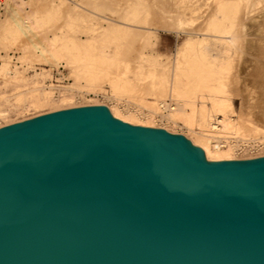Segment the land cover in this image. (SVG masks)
Instances as JSON below:
<instances>
[{
  "label": "water",
  "instance_id": "1",
  "mask_svg": "<svg viewBox=\"0 0 264 264\" xmlns=\"http://www.w3.org/2000/svg\"><path fill=\"white\" fill-rule=\"evenodd\" d=\"M0 264H264V157L104 105L0 128Z\"/></svg>",
  "mask_w": 264,
  "mask_h": 264
},
{
  "label": "rangeland",
  "instance_id": "2",
  "mask_svg": "<svg viewBox=\"0 0 264 264\" xmlns=\"http://www.w3.org/2000/svg\"><path fill=\"white\" fill-rule=\"evenodd\" d=\"M219 1L0 0V37L4 33V39H0V96L4 97L0 100V110L10 112L21 107L18 100L26 89L47 86L55 87V97H59L56 88L70 87L79 102L98 99L105 105H114L119 98L123 109L147 113L152 109L149 103L155 102L148 95L149 87L159 82L164 74L171 77L187 41L197 39L205 42L186 52L189 62L201 58L218 64L222 59H233L229 78L237 112L234 116L239 120L238 114L243 109L249 111L250 105L264 109V71L263 74L255 73L256 69H264V61H261L264 59V4L246 16L250 11V0H238L239 7L233 11L238 41L235 47L228 48L226 41L218 39L221 36L218 30L213 31L207 22L204 24V20L222 16ZM24 20L33 28L25 29L22 36H17L20 21ZM172 23L180 29L173 30ZM241 23H247L243 28L244 36ZM112 25H121L123 30L112 32L109 30ZM75 42L82 43L81 49L74 48ZM102 49L113 58V72L122 73L133 82V91L113 94L108 81L88 80L89 69L85 65L93 62L96 53ZM259 67L263 69L259 70ZM170 95L168 93L165 99ZM215 96L197 93L194 100L207 102L209 108L208 99ZM191 106L189 109L193 110ZM46 109L29 108L21 111L23 114L19 119L30 120L35 115H45ZM258 110L253 115L255 120L259 119ZM196 111L199 112V108ZM182 126L189 129L185 123Z\"/></svg>",
  "mask_w": 264,
  "mask_h": 264
},
{
  "label": "bare ground",
  "instance_id": "3",
  "mask_svg": "<svg viewBox=\"0 0 264 264\" xmlns=\"http://www.w3.org/2000/svg\"><path fill=\"white\" fill-rule=\"evenodd\" d=\"M252 1H249L248 7L250 11L246 13V16H249L252 11L258 10L261 4H264L262 3L264 2L263 0H256L253 6H249ZM239 4L238 0H221L218 3V8L222 16L216 18V20L213 18L208 21L204 20V24L207 22L213 31L218 30L221 35L218 39L226 41L228 48L235 47L238 41V36L234 31L236 21L233 11H235L234 9H238ZM242 18L244 19V17ZM246 24L241 23V33L243 32V36V28H246ZM171 25V28L175 31L180 29L174 23ZM31 28L33 27L27 20L20 21L16 35L22 36L23 30ZM109 30L112 32L120 31L123 30V27L121 25H112ZM14 31L16 30L14 29ZM0 39H4V33ZM204 42V39L187 41L185 47H183L184 53L181 61L177 69L172 73V76L169 77V75L164 74L159 82L149 87L148 95L155 102L149 103L152 109L147 113L123 109L119 103V98L117 99L118 103L114 105H105L98 99L79 102L75 100V96L72 95L73 89L70 87L56 88L59 91V97H55L53 93L55 87L39 86L28 88L21 92L18 100L22 105L21 107H15L10 112L0 110V128L28 120L26 118L20 120L19 115L23 114L21 111H28L32 107L37 110L47 108V113L45 114H48L85 106L105 105L109 108L113 117L125 123L147 128H160L172 134H179L177 131H180V134L185 136L193 146L202 150L205 158L210 162L243 161L263 158L264 109H259L260 106L250 105L249 111L243 109L238 114L239 120L237 116H234L237 112L232 100L229 78L233 70V59L227 61L222 59L221 63L218 64H215V61L205 62L201 58L194 62H189L188 60L186 52L193 51L198 46L201 47ZM75 43L74 48L81 49L82 43ZM244 52L246 53V51ZM262 58L264 57L262 56ZM112 60V56L105 49L96 53L95 60L85 65L89 69L86 73L88 80L91 82L108 81L113 94L133 91L134 84L129 78L125 77L122 73L113 72L111 68L113 65ZM187 61L188 63H186ZM261 61H264V59ZM260 67L258 68L259 70L263 69H260ZM262 71L264 69L261 71L256 69L255 73L258 75ZM262 86H264L263 83ZM168 93L171 95L165 99ZM197 93L215 94L216 96L208 99V104H210L208 108L206 105L207 102L198 100L199 96L194 100ZM159 98L163 100H158ZM3 99L4 97L0 96V100ZM191 102L195 106L192 107L190 105ZM190 106L193 110L189 109ZM198 108L200 110L199 112L196 111ZM256 110H258V120H255V117L253 118ZM37 116L41 115H35L32 118ZM169 123L175 127L172 128ZM183 123L189 126L188 130L185 129V126H182Z\"/></svg>",
  "mask_w": 264,
  "mask_h": 264
}]
</instances>
